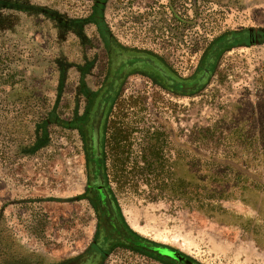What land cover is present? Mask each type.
Wrapping results in <instances>:
<instances>
[{
    "label": "rangeland",
    "instance_id": "rangeland-1",
    "mask_svg": "<svg viewBox=\"0 0 264 264\" xmlns=\"http://www.w3.org/2000/svg\"><path fill=\"white\" fill-rule=\"evenodd\" d=\"M6 1L0 264H264L207 221L264 165V0Z\"/></svg>",
    "mask_w": 264,
    "mask_h": 264
},
{
    "label": "crops",
    "instance_id": "crops-1",
    "mask_svg": "<svg viewBox=\"0 0 264 264\" xmlns=\"http://www.w3.org/2000/svg\"><path fill=\"white\" fill-rule=\"evenodd\" d=\"M226 164L234 169L240 188L209 205L207 221L219 228L227 241L243 240L264 248V165L254 171Z\"/></svg>",
    "mask_w": 264,
    "mask_h": 264
},
{
    "label": "trees",
    "instance_id": "trees-1",
    "mask_svg": "<svg viewBox=\"0 0 264 264\" xmlns=\"http://www.w3.org/2000/svg\"><path fill=\"white\" fill-rule=\"evenodd\" d=\"M96 4L97 6H95V9H94V19H95V23L98 25V22L101 21V18L99 17V13L101 12L100 11V8L98 6V0L96 1ZM3 7H8V8H12V9H22V10H26V8H24L23 6H19V4L17 2H9V1H6V0H0V8H3ZM228 42H230V40H228L225 36L224 37H220L217 39V42L216 44L218 43H226L228 44ZM231 43V42H230ZM183 85L187 84V83H182ZM97 132H98V129H97ZM97 132H96V135H97ZM94 136L95 134L93 133L92 135V139L94 140ZM98 146V145H97ZM93 147L95 149V143L93 142ZM97 148V147H96ZM115 229V227H113ZM69 264H80V262L78 260L76 261H71Z\"/></svg>",
    "mask_w": 264,
    "mask_h": 264
}]
</instances>
